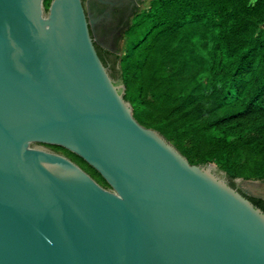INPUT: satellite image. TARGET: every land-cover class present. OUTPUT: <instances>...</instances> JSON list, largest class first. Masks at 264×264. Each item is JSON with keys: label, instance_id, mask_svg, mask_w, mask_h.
<instances>
[{"label": "water", "instance_id": "1", "mask_svg": "<svg viewBox=\"0 0 264 264\" xmlns=\"http://www.w3.org/2000/svg\"><path fill=\"white\" fill-rule=\"evenodd\" d=\"M90 22L0 0V264H264V211L136 119Z\"/></svg>", "mask_w": 264, "mask_h": 264}, {"label": "trees", "instance_id": "2", "mask_svg": "<svg viewBox=\"0 0 264 264\" xmlns=\"http://www.w3.org/2000/svg\"><path fill=\"white\" fill-rule=\"evenodd\" d=\"M261 24L264 0H152L133 19L127 51L117 58L136 119L157 129L192 164L216 161L226 171L242 150L248 156L243 168L264 176ZM227 177L231 184L236 178Z\"/></svg>", "mask_w": 264, "mask_h": 264}, {"label": "flooded vegetation", "instance_id": "3", "mask_svg": "<svg viewBox=\"0 0 264 264\" xmlns=\"http://www.w3.org/2000/svg\"><path fill=\"white\" fill-rule=\"evenodd\" d=\"M145 2L146 0H83L91 20L90 28L96 48L103 55L114 79L119 78L113 72L112 65L120 55L122 43L127 39L133 19L141 12ZM231 185L264 211V181L258 180L254 184L243 182L242 187L240 182L234 180ZM244 188H252L254 195L247 193Z\"/></svg>", "mask_w": 264, "mask_h": 264}, {"label": "rangeland", "instance_id": "4", "mask_svg": "<svg viewBox=\"0 0 264 264\" xmlns=\"http://www.w3.org/2000/svg\"><path fill=\"white\" fill-rule=\"evenodd\" d=\"M152 0H146V2L144 3L143 7L141 8V12L145 11L149 8L150 6V2ZM256 0H247V3H254ZM48 8V6H46V9ZM264 25V24H261ZM127 46H128V41L127 39H125V41L122 43V48H121V52H120V57H122L126 51H127ZM137 54H139V51L136 52ZM138 56V55H137ZM113 67V72L118 76L119 78V59L115 61L114 65H112ZM117 81V83H121L120 79H115ZM143 120H145V122H148L149 119L147 118H143ZM41 147H44L46 149H49L51 151H55L58 152L60 154L66 155L67 157L73 159L75 162H77L81 167H83L88 173H90L91 175H93V177L98 180V182H100L103 186H105V184L99 179V177L91 170V168H89L87 165L83 164L80 160H78V158H76L73 154H71V151H69L68 149H65L61 146H57V145H49V144H41ZM247 153L245 151L239 150L236 151L234 153V156L231 160V165L228 168V170H226L225 172L227 174H229L230 176H234L236 178H240L241 181H244V183H249V184H254L256 181L261 180L264 181V176H256L253 175L250 171L249 168H243V164L246 160H248L247 158ZM210 163L216 164L219 167V164L216 161H211ZM247 170V171H245ZM235 178V179H236Z\"/></svg>", "mask_w": 264, "mask_h": 264}]
</instances>
